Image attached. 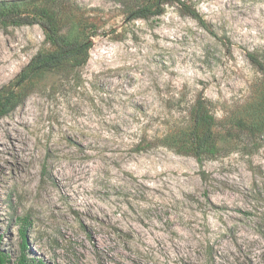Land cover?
Masks as SVG:
<instances>
[{
	"label": "rangeland",
	"instance_id": "374dc122",
	"mask_svg": "<svg viewBox=\"0 0 264 264\" xmlns=\"http://www.w3.org/2000/svg\"><path fill=\"white\" fill-rule=\"evenodd\" d=\"M4 1V0H0ZM11 1V0H8ZM196 9L207 27L187 15ZM55 0L81 61L39 25L0 26V243L16 264H264V0ZM203 98L221 149L185 154Z\"/></svg>",
	"mask_w": 264,
	"mask_h": 264
},
{
	"label": "trees",
	"instance_id": "16d2710c",
	"mask_svg": "<svg viewBox=\"0 0 264 264\" xmlns=\"http://www.w3.org/2000/svg\"><path fill=\"white\" fill-rule=\"evenodd\" d=\"M176 0H149L145 6L132 12L134 19H147L162 13V5ZM184 12L207 27L200 13L189 5L181 2ZM33 26L39 25L45 32L47 41L53 47L50 52H39L33 61L30 72L22 73L16 83L17 87L23 85L32 75L40 70H54L61 67L67 61L84 60L93 46L91 40L83 42L68 41L62 35L61 24L55 9V0H4L0 1V26ZM250 61L264 73V62L256 55L249 54ZM15 99L13 91L0 90V108H5ZM193 130L186 145L185 154L192 155L197 162L202 163L207 159L218 156L221 149L217 146L214 136L216 125L215 116L211 113L206 100L198 98L191 109ZM22 254L16 264H43L31 259L27 254L28 236L25 229L20 231ZM1 240V238H0ZM0 264H10L9 256L1 248Z\"/></svg>",
	"mask_w": 264,
	"mask_h": 264
}]
</instances>
